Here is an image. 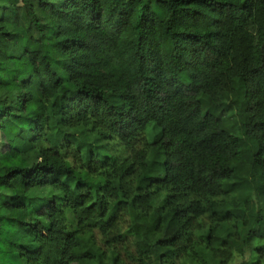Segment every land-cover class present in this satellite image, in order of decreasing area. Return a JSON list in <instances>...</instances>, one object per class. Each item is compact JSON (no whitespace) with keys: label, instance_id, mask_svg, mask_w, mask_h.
Returning a JSON list of instances; mask_svg holds the SVG:
<instances>
[{"label":"trees","instance_id":"1","mask_svg":"<svg viewBox=\"0 0 264 264\" xmlns=\"http://www.w3.org/2000/svg\"><path fill=\"white\" fill-rule=\"evenodd\" d=\"M0 133V264H264V0H0Z\"/></svg>","mask_w":264,"mask_h":264},{"label":"rangeland","instance_id":"2","mask_svg":"<svg viewBox=\"0 0 264 264\" xmlns=\"http://www.w3.org/2000/svg\"><path fill=\"white\" fill-rule=\"evenodd\" d=\"M6 152V138L3 137L0 133V156H4ZM53 193L49 189H33L30 191L28 196L33 199L36 203H39L42 199H45ZM257 246L264 247V238L262 240H256ZM256 254L252 250H245L241 255L236 253L233 254L232 258L228 262V264H242L248 260L253 259Z\"/></svg>","mask_w":264,"mask_h":264}]
</instances>
